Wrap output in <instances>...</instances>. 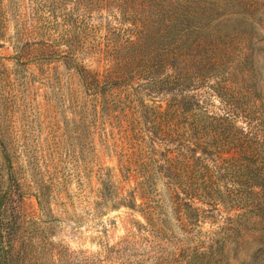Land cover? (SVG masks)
Here are the masks:
<instances>
[{"label": "rangeland", "instance_id": "rangeland-1", "mask_svg": "<svg viewBox=\"0 0 264 264\" xmlns=\"http://www.w3.org/2000/svg\"><path fill=\"white\" fill-rule=\"evenodd\" d=\"M175 1L0 0V264H264V0Z\"/></svg>", "mask_w": 264, "mask_h": 264}, {"label": "trees", "instance_id": "trees-1", "mask_svg": "<svg viewBox=\"0 0 264 264\" xmlns=\"http://www.w3.org/2000/svg\"><path fill=\"white\" fill-rule=\"evenodd\" d=\"M218 8L216 0H177L156 7L154 14L165 22V34L171 47L181 45L193 51L207 45L213 47L214 42L223 38L221 29L226 26V16L220 14ZM176 175L170 172L171 179ZM185 193L188 195L187 191Z\"/></svg>", "mask_w": 264, "mask_h": 264}]
</instances>
